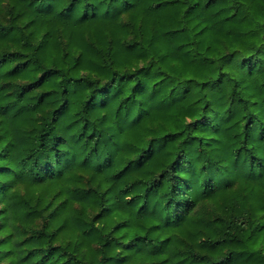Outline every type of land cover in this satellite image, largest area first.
Wrapping results in <instances>:
<instances>
[{
    "label": "trees",
    "instance_id": "1",
    "mask_svg": "<svg viewBox=\"0 0 264 264\" xmlns=\"http://www.w3.org/2000/svg\"><path fill=\"white\" fill-rule=\"evenodd\" d=\"M0 264H264V0H0Z\"/></svg>",
    "mask_w": 264,
    "mask_h": 264
}]
</instances>
